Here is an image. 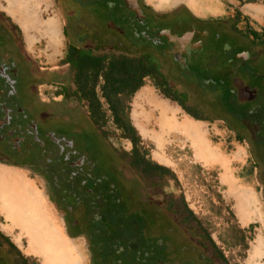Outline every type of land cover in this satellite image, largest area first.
<instances>
[{"label": "flooded vegetation", "instance_id": "obj_1", "mask_svg": "<svg viewBox=\"0 0 264 264\" xmlns=\"http://www.w3.org/2000/svg\"><path fill=\"white\" fill-rule=\"evenodd\" d=\"M136 1L140 19L124 0H54L66 45L53 69L28 57L19 28L0 12V165L42 180L69 237L85 244L90 264H229L198 218L188 215L183 202L175 207L176 196L165 194L171 178L165 182L143 174L131 163V149L118 152L106 127L93 124L76 94V64L66 59V50L73 46L89 56L117 58L139 53L145 42L160 50L165 70L175 65L211 71L215 79H203L200 95L190 83L192 73L183 78L187 106L193 110L194 104H203L200 115L221 123L246 150L263 200L264 50L237 34L230 23L199 22L183 8L158 12ZM162 32L192 36L176 43ZM236 42L245 48L233 53ZM101 84L99 77L96 91L103 101ZM46 85L54 86L51 100L39 96ZM223 87L235 100L236 111L217 105ZM48 120L66 130H43L41 138L39 123ZM0 264L31 263L0 237Z\"/></svg>", "mask_w": 264, "mask_h": 264}, {"label": "rangeland", "instance_id": "obj_2", "mask_svg": "<svg viewBox=\"0 0 264 264\" xmlns=\"http://www.w3.org/2000/svg\"><path fill=\"white\" fill-rule=\"evenodd\" d=\"M161 1L163 6L165 1ZM202 1L197 0L194 4L203 8ZM231 1L235 3L234 0ZM246 5L248 4L241 6V12L250 15L252 22L257 20L264 25V4H254L263 12L250 10L251 6ZM0 12L19 28L27 55L33 62L47 69L60 65L66 39L63 21L54 0H0ZM235 12L229 11L230 15L222 19L233 17ZM244 26L242 23L238 25L240 28ZM251 26L256 30L261 28L258 25ZM54 92V86L46 85L38 93L40 98L51 100ZM153 102L170 106L176 122H197L176 103L163 98L149 82L130 101L129 116L143 146L150 151L153 161L163 163L157 154L168 161L169 167L166 168L174 175L175 180L164 178L170 179L165 184V194L176 196L175 207H180V202H183L193 212L211 233L229 264H264V200L252 166L246 162V150L233 140V136L221 123L202 122L206 133V149L198 148V152L204 159L203 163L193 147L194 141L187 140L176 132H160L156 121L159 115L153 109ZM146 116L150 117L148 122ZM63 129L66 130L52 120L40 122L39 136L43 137V130L59 133ZM106 130L113 148L118 152H128L131 149L129 142L119 141L112 134L111 125L106 126ZM215 160L225 166L221 180L218 178V168L206 170L203 167V164H210ZM0 170L17 179L15 184L0 183V212L6 210L11 223L15 224L16 220L19 226L13 227L4 217H0V223L3 227L15 228L12 229V239L20 244L19 252L32 254L28 257L31 264H64V261L69 264H90L85 244L82 240L69 237L64 220L50 202L42 180L33 178L22 170L1 166ZM230 170L235 178H232ZM221 181L227 184L223 185ZM238 230L244 236V245L237 244ZM50 247L54 248L57 258L52 256Z\"/></svg>", "mask_w": 264, "mask_h": 264}, {"label": "trees", "instance_id": "obj_3", "mask_svg": "<svg viewBox=\"0 0 264 264\" xmlns=\"http://www.w3.org/2000/svg\"><path fill=\"white\" fill-rule=\"evenodd\" d=\"M235 1L240 7L245 4H264V0ZM55 6L58 10L57 4ZM184 10L192 20L199 22L212 20L230 23L237 34L249 40L251 45L264 50V26L259 30L254 29L250 25L248 17L243 16L241 12L236 11L233 17L226 18L225 20H200L192 16L186 9ZM241 23L245 25L244 28L238 27ZM240 44L236 42L231 51L234 53L244 49L245 45ZM162 58L164 57L160 50L151 48L145 42H143L142 50L139 53H132V56H120L117 58L106 55L89 56L73 46L68 47L66 50V59L76 64V94L83 101L82 103L85 104L93 124L102 129L111 125L113 129L112 134L119 141L129 142L131 145L129 152L130 158L132 159L131 163L143 174L156 175L160 179L170 177L172 180H175L171 170L153 161L150 157V151L143 146L142 140L137 134L129 116L130 97L139 88L143 87L147 81H150L153 87L159 90L165 99L176 103L190 118L195 121L211 122L210 119L200 115L203 104H194L193 110L187 106V95L184 90L186 82L183 81V78L186 76L189 77L192 73L193 80L190 83L195 89L197 88L196 92L200 95L204 84L203 79H210L211 77L215 79V77L211 75V71H208L202 66H195L191 69L184 70L172 65L173 69L169 67L170 69L165 70L164 65L166 61ZM171 71H175L174 74L177 75L170 76ZM99 77L102 78L99 93L103 101H100L96 91ZM228 94L226 87L221 88L217 105L223 111H236V108L232 109V107H236V102ZM120 96L123 97L121 98ZM238 141H241L240 138ZM185 209L189 216L192 218L196 217L186 206ZM237 234V244L244 245V236L241 230H238ZM0 237L8 241L17 251V248L8 238L1 233Z\"/></svg>", "mask_w": 264, "mask_h": 264}, {"label": "crops", "instance_id": "obj_4", "mask_svg": "<svg viewBox=\"0 0 264 264\" xmlns=\"http://www.w3.org/2000/svg\"><path fill=\"white\" fill-rule=\"evenodd\" d=\"M164 1H165V4L162 6L161 3H163V2L161 0H143L144 4L147 7L153 9L154 11H158V12H164L165 11L166 12L167 10L170 11V10L177 9V8H183V9H186L192 16H194L195 18L200 19V20L222 19L223 17H226V16L230 15V14H228L229 11L230 12H232V11L241 12V10H240L241 7L238 5V3H236L235 0H234L235 3L232 2L231 0H207V1L210 2V7L208 6L209 8L207 6H205V5H204L205 8L204 7L201 8L200 6L191 3L190 2L191 0H189V1L188 0H164ZM225 4H226V6H225ZM252 5H254V4H248V5H246V7L252 6ZM241 14L243 16H247L249 18L250 25H256V26L258 25V26H261V27L264 26V25H261L257 20H254V22H252L253 20L250 17V15H248L246 13H243V12H241ZM193 121L197 122V123L199 122L198 124H202L203 125V123L201 121H195V120H193ZM203 135H204V138H206V133L205 132H203ZM210 147H213V146H210ZM213 149H215V147H213ZM218 151L221 153L220 149H218ZM156 156H159L162 159L164 164L159 162V161L156 162V163H158V164H160V165H162L164 167H169L168 161H166L161 155L157 154ZM203 165H204L203 166L204 169H206V170L218 168L220 170V172L218 174V178H220V180H221L222 175L225 173V166L220 164V161H216L215 160V161H212L210 164H206V165L203 164ZM0 166L1 167H6V168H9V169H12V170L17 169V168L5 166V165H0ZM228 167L230 168L231 165L229 164ZM17 170H19V169H17ZM0 172L8 174V173L4 172L3 170H0ZM230 172H231V170H230ZM8 175L12 176L13 178H16L12 174H8ZM231 176H232V178H235L233 172H231ZM222 184L226 185L227 183L226 182H222ZM5 214H6V210H3L2 212H0V217L1 218H3V217L5 218ZM5 220H6V218H5ZM6 221L10 222V220H6ZM10 224L13 227L17 228V225L19 224V222L15 220V224H12L11 222H10ZM12 229H15V228H9L7 226L3 227L1 225V223H0V233L3 236H5L6 238H8L10 240V242L15 247L20 248V244H18L17 242H15L12 239V234H13ZM23 255L26 256V257L32 256V254H23Z\"/></svg>", "mask_w": 264, "mask_h": 264}, {"label": "bare ground", "instance_id": "obj_5", "mask_svg": "<svg viewBox=\"0 0 264 264\" xmlns=\"http://www.w3.org/2000/svg\"><path fill=\"white\" fill-rule=\"evenodd\" d=\"M164 1V0H163ZM189 1V0H188ZM199 1V0H198ZM153 2V1H152ZM167 2V1H166ZM191 3H197V0H191ZM202 2H204L205 6H209L210 7V2L207 0H203ZM200 3V2H199ZM157 4V3H156ZM203 4V3H200ZM219 4V3H218ZM154 6V5H153ZM220 6V5H219ZM223 6V5H222ZM226 6V4H225ZM204 7V6H203ZM208 7V8H209ZM205 8V7H204ZM222 8V7H221ZM228 9V8H227ZM250 10H254V11H262L259 7H256L254 5H252L250 8ZM165 10V9H164ZM168 11V10H167ZM225 12V11H224ZM246 13V12H244ZM223 14V13H222ZM247 14V13H246ZM251 14V13H250ZM213 15V14H212ZM216 16V15H215ZM251 17V16H250ZM256 17V16H255ZM258 17V16H257ZM262 17V16H261ZM249 19V18H248ZM251 19V18H250ZM154 106L153 109L154 111L157 112V114L159 115V117L157 118V123H158V128L160 129V132L162 133H170V132H176L180 135H182L183 137H185L187 140L190 141H194V149L197 152L198 157L204 162L203 157L199 154L198 152V148L201 149H206L205 146V141H204V126L202 124H198V123H193L192 121L189 120H183L181 122H176L174 115L172 113V109L170 108V106H168L167 104L164 103H158V102H153ZM136 112H137V108L138 106L136 105ZM177 111V110H176ZM155 113V112H154ZM177 114V112H176ZM135 115V114H134ZM136 116H138L140 119L141 117L137 114ZM132 118V116H131ZM149 116H146V122L149 121ZM178 118V117H177ZM134 121V120H133ZM151 121V120H150ZM155 121V122H156ZM136 124V123H135ZM172 134V133H171ZM182 137V138H183ZM208 153V152H205ZM199 159V160H200ZM17 181L16 178H13L12 176L2 173L0 172V183L3 182L6 185H8L9 183H14ZM3 185V184H2ZM11 189V188H10ZM5 193V192H2ZM5 195V194H4ZM7 195V194H6ZM5 195V196H6ZM4 196V197H5ZM2 198V197H1ZM3 200V199H2ZM5 218L6 220H10L11 222V218L9 217V215L5 214ZM51 248V252H52V256L54 258H57V254L56 252L53 250L54 248ZM30 252H32L33 254H35V252L33 250H30ZM64 264H69L66 261H64Z\"/></svg>", "mask_w": 264, "mask_h": 264}, {"label": "water", "instance_id": "obj_6", "mask_svg": "<svg viewBox=\"0 0 264 264\" xmlns=\"http://www.w3.org/2000/svg\"><path fill=\"white\" fill-rule=\"evenodd\" d=\"M124 3L126 8L135 14L136 19H140L141 17H143L136 0H124ZM162 34L165 35L169 39V41L176 43H185L192 36V33H186L181 38L172 36L167 32H162Z\"/></svg>", "mask_w": 264, "mask_h": 264}]
</instances>
